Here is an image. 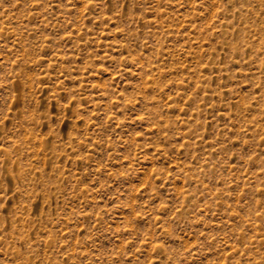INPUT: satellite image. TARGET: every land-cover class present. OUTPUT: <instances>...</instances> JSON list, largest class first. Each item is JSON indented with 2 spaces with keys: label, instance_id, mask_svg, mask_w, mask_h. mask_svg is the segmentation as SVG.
Masks as SVG:
<instances>
[{
  "label": "rangeland",
  "instance_id": "rangeland-1",
  "mask_svg": "<svg viewBox=\"0 0 264 264\" xmlns=\"http://www.w3.org/2000/svg\"><path fill=\"white\" fill-rule=\"evenodd\" d=\"M0 264H264V0H0Z\"/></svg>",
  "mask_w": 264,
  "mask_h": 264
}]
</instances>
